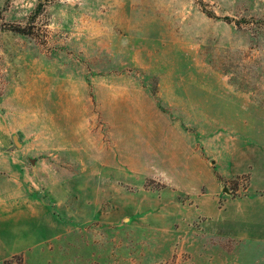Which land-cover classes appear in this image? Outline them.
Here are the masks:
<instances>
[{
	"label": "rangeland",
	"instance_id": "374dc122",
	"mask_svg": "<svg viewBox=\"0 0 264 264\" xmlns=\"http://www.w3.org/2000/svg\"><path fill=\"white\" fill-rule=\"evenodd\" d=\"M262 147L264 0H0V264H264Z\"/></svg>",
	"mask_w": 264,
	"mask_h": 264
},
{
	"label": "crops",
	"instance_id": "0c3cea01",
	"mask_svg": "<svg viewBox=\"0 0 264 264\" xmlns=\"http://www.w3.org/2000/svg\"><path fill=\"white\" fill-rule=\"evenodd\" d=\"M260 153L262 160L258 163L250 162L244 171H234L230 175L221 170L215 171V194L218 204V211L225 218L217 225L222 230L217 234L222 238L231 240L232 237L239 238V241L256 242L261 247L264 256V148L255 150ZM204 161H206L204 159ZM216 161V160H215ZM216 164V163H215ZM215 168V166L213 167ZM247 174L246 185L231 193L224 194L226 183L230 178ZM219 177L221 179H219ZM230 189V187H228ZM205 189V188H204ZM205 190L201 191V195ZM200 195V196H201Z\"/></svg>",
	"mask_w": 264,
	"mask_h": 264
},
{
	"label": "trees",
	"instance_id": "16d2710c",
	"mask_svg": "<svg viewBox=\"0 0 264 264\" xmlns=\"http://www.w3.org/2000/svg\"><path fill=\"white\" fill-rule=\"evenodd\" d=\"M13 30H17L16 28H13Z\"/></svg>",
	"mask_w": 264,
	"mask_h": 264
},
{
	"label": "water",
	"instance_id": "95a60500",
	"mask_svg": "<svg viewBox=\"0 0 264 264\" xmlns=\"http://www.w3.org/2000/svg\"><path fill=\"white\" fill-rule=\"evenodd\" d=\"M225 190L227 191V188Z\"/></svg>",
	"mask_w": 264,
	"mask_h": 264
}]
</instances>
